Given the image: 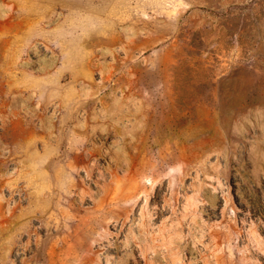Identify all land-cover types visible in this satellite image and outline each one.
<instances>
[{
  "label": "rangeland",
  "instance_id": "rangeland-1",
  "mask_svg": "<svg viewBox=\"0 0 264 264\" xmlns=\"http://www.w3.org/2000/svg\"><path fill=\"white\" fill-rule=\"evenodd\" d=\"M100 2L117 47L0 36V264H264V0Z\"/></svg>",
  "mask_w": 264,
  "mask_h": 264
},
{
  "label": "crops",
  "instance_id": "crops-1",
  "mask_svg": "<svg viewBox=\"0 0 264 264\" xmlns=\"http://www.w3.org/2000/svg\"><path fill=\"white\" fill-rule=\"evenodd\" d=\"M106 11L109 10L102 6L100 0H0L1 46L14 50L18 57L36 43L64 46L65 42L74 40L82 45L88 37L96 38L98 48L117 47L120 31L118 19L114 22L111 19L104 21ZM107 64L99 63L98 68ZM101 90L98 83V94H101ZM72 140L82 143L86 141V135L64 123L60 137L44 142L37 150L38 155L45 160L51 159Z\"/></svg>",
  "mask_w": 264,
  "mask_h": 264
}]
</instances>
